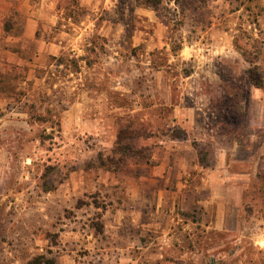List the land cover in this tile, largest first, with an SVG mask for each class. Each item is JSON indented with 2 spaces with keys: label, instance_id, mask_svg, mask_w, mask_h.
Segmentation results:
<instances>
[{
  "label": "rangeland",
  "instance_id": "rangeland-1",
  "mask_svg": "<svg viewBox=\"0 0 264 264\" xmlns=\"http://www.w3.org/2000/svg\"><path fill=\"white\" fill-rule=\"evenodd\" d=\"M149 2L152 5L148 7L143 4V0H0V77L11 79L8 86L0 83L1 87H6L5 93L0 92V117L6 109L20 110L18 113L6 114V119L0 122V236L16 238L23 231V225L17 222L23 216V207L14 205L13 200L30 185L24 178L28 176L30 182L36 179L41 182V173L49 170L47 177L57 182L65 173V170L58 169L60 154L63 151L69 152L68 156L77 154L72 141L63 138L66 132H63L62 127L53 132L51 129L44 131L48 127L46 124L35 121L28 124L29 116L25 112L28 106L17 103L19 98L16 97H23L33 87H39V83L35 84L30 77L31 73L32 76L35 74V54L42 51L46 41L59 44L53 46L55 50L65 48L68 52L66 56L71 53L69 49L84 53L93 63L91 67L83 65L79 73L67 71L57 84L66 92L73 86L75 92L79 93V101L85 102H88L87 88L98 89L96 96L93 93L90 96L88 104H91V111L88 112H95L112 123V115L123 111L115 110L111 115L113 109L109 103L130 107L137 100L134 94L125 97L122 90H110L115 86V79L112 78L125 72L123 83L131 84L133 90L143 94L141 104L153 102L168 105L156 108L149 122H145L147 129L156 132L149 143L170 135L181 140L190 139L194 133L199 144L212 145L214 161L208 167L210 183L202 186L200 192L195 191L196 186H201L203 176L201 169L191 168L195 167L194 153L187 154L185 159L192 169L191 175L183 176V183L189 186L186 190L192 187V199L196 196L208 199L198 214L203 216V223L191 226L176 224L173 231L178 219L173 221L172 213L165 214L166 218H172L165 225L168 232L172 230V237L166 236L164 239V233L157 240L155 230L149 227L144 236L151 244L150 249L162 248L170 256L187 260L183 264H238L250 260L264 264V251L254 247L252 237L241 241L236 237V171L247 173L258 164V157L261 159L259 167L263 166L264 160V131L257 130L251 138L253 130H248L246 110L255 88L248 70L253 69L255 78L264 82V0H253L249 9L246 8L240 15H236V0ZM29 7L33 14H27ZM182 9L186 14L183 26L181 18L174 16L176 10L180 12ZM122 12L125 13L124 20L135 29L132 30V40L123 45L120 43L123 31L108 27L107 23L110 14L119 15ZM25 27H30L31 37L24 36ZM226 33L229 40L233 38L235 41L234 49L238 53H232V57L227 59L215 57L208 61L207 55L219 47L218 41ZM174 34L176 37L181 36L183 49L178 50L177 56H170ZM92 42H96L97 46ZM163 56L168 60L164 69L152 71L149 68L151 61H160ZM72 58L70 56L68 59ZM251 61H255V65ZM63 70L66 71L65 68ZM127 71L131 74H127ZM191 72H195L194 77L184 80L183 76ZM135 79H145V82L140 87ZM48 86L46 84L45 88ZM106 90H110L107 94L109 102L103 94ZM186 90L193 95L184 98ZM12 93L17 94L11 98ZM154 94L155 97L152 96ZM259 94L258 102L264 104V91ZM182 97V102L186 104L194 101L204 107L197 125L186 129L179 125L173 126L171 122L174 120L171 105L180 102ZM42 100V106L45 107L48 102L44 98ZM261 108L256 107V120L264 118V107ZM56 118H59L58 115ZM91 143L92 139L87 140L85 146ZM66 166L70 167L71 164ZM243 178L245 188L240 229L246 234L256 235L264 228V207L252 205L256 196L261 195L262 198L264 194L254 191V179L250 180L249 176ZM160 220L163 219L149 218V221H159V224ZM92 225L95 232L103 233L104 226L100 221L94 219ZM129 228L136 229L131 225ZM83 229L84 226H81V234L75 232L74 240L84 235L86 231ZM66 233L64 240L68 235ZM14 240L10 239L9 242H15L20 249L21 241ZM74 240L72 236V240L66 241V245L60 249L63 252L62 261L50 256L55 259V264L56 260L57 264H78L79 254L88 253L84 244L80 248ZM81 241H84L83 237ZM237 247L241 253L236 254ZM0 263L32 264L26 260L23 249L21 254L9 256L0 249ZM152 264L162 263L154 261Z\"/></svg>",
  "mask_w": 264,
  "mask_h": 264
},
{
  "label": "crops",
  "instance_id": "crops-1",
  "mask_svg": "<svg viewBox=\"0 0 264 264\" xmlns=\"http://www.w3.org/2000/svg\"><path fill=\"white\" fill-rule=\"evenodd\" d=\"M252 1L236 0V15L243 13L246 8L248 10ZM33 13L31 7H29L27 14ZM107 23L108 27L110 26L115 30L119 28L120 31H124V26L122 25L114 26L109 21ZM25 31L24 36H32L30 27H25ZM221 37V40L218 41L219 47L215 51L213 49L212 54L207 55L208 61H212L215 57L218 59L225 57L227 59L232 57V53H238L234 49L235 41L233 42V38L229 40L227 33ZM44 43L47 44L38 53L39 55L35 54V74L32 76L31 73L30 77L35 81V84L39 83V87L35 86L26 92V97L31 100V104L35 102L38 106H42L44 103L33 100L39 92L50 95L57 90V95H62V105L60 104V106H63L60 109L62 112L59 118L53 116L55 121L46 123L48 127L45 129H51L54 132L56 129L61 130L62 127L63 132H66V134H63V138L72 141L77 154L76 156H68L69 152L65 153L64 151L60 154L61 160L58 162V169L65 170V173L64 177L57 182L52 181V183H49V177L46 176L44 178V172L39 177L41 182H37L38 179L30 182L28 176L24 178L25 181H29L30 185L20 191L17 194V198L13 200L14 205L23 207V216H21L20 220H17L18 223L23 225V231L17 234L16 238L8 237L7 235L0 236L1 251H4L5 255L9 256L21 254L23 249L26 260L29 263L34 257L40 255L52 256L62 261L63 252L60 249L66 245V241L72 240V236L73 240L76 239L75 232L80 233L81 226H84L83 231L86 232L74 241L78 242L77 246L80 248L84 244L88 253L86 255L79 254L78 264H81V261H83V264L85 261H87L86 264H152L154 261L162 264L186 263L187 260H180L175 256H170L168 251H164L162 248L161 250L158 248L150 249L151 244L149 245L144 235L151 227L155 230L157 240L164 233L163 238L166 236L172 237L170 234L172 230L168 232L165 226L171 217L166 218L165 214L172 213L173 221L176 218L178 219V222L175 221L173 231H175L176 224L184 223L191 226L192 224L203 223V216H198L197 220H193L189 213L195 209L201 211L208 199H201L198 196L192 199V187L186 190L189 186L183 183V176L191 175V170H197L198 168L201 169L203 177L201 178V186H196L194 188L195 191L200 192L202 186L205 187L210 183L209 168H203L197 162L198 157L193 142L200 143L198 138L193 133L192 138H185V140L171 135L158 138L157 141L153 140L152 143L156 144V149L152 153V163L150 164L131 163L122 170H114L103 165L101 157L103 159L108 158L115 147L120 120H122V123L135 119L144 123L149 122V117L153 116L158 108L167 107L168 105L153 102L141 104L140 100L143 94L133 90L131 84L123 83L125 72H120L115 75L116 78H112L115 79L113 80L115 86L111 87L110 90H122L125 97H130V95L134 94V99L137 100L132 102L130 107L124 104H116L115 106L109 103L111 109H113L111 115L115 110L123 112L112 115V123L107 122L108 118L104 119L95 112H88L91 106V104H88L90 96L92 93L96 96L98 92L95 87L87 88V91H85L88 96V102L79 101V93L75 92L73 86L68 92H66V89L59 87L60 85H55L53 88L49 86L45 88L48 72L54 67V59L68 52L63 47L55 50L53 46L59 45L57 43L46 41ZM120 43L123 45L122 42ZM69 50L80 61L81 69L84 67L83 65L93 66V63L88 62L89 59L84 53H76L73 49ZM38 71L42 73V77L38 76ZM128 73L130 72L127 71ZM194 75L195 72H191L183 76V78L184 80H189ZM110 90L103 92L108 102L110 97L107 94ZM260 91L263 92L264 89L254 88L252 99H250L246 109L248 112L247 127L248 130H253L250 134L252 139L257 130L264 131V118L256 120L255 117L256 107H264L263 103L259 104L258 102L260 100ZM188 95L192 96L193 93L186 90L183 97L186 98ZM75 96L76 99L74 98ZM152 96L155 97V94ZM183 97L180 98V102L171 105L174 112V120H171V122L173 126L179 125V127L186 129V127L197 125L198 117L201 115L200 112L204 111V107L194 101L192 104H186L182 102ZM55 107V103H47L42 109H55ZM8 110L10 113H18L20 111L15 108H9ZM144 112H149L150 114H144ZM6 116L1 117L0 122L5 120ZM47 116L50 115L48 114ZM186 133L188 134V132ZM91 139L93 143L85 146L86 141ZM63 143L65 142L63 141ZM181 151H183L182 154ZM191 153L195 154V167L191 166L192 169L189 168L188 161L185 160L187 159V154ZM260 160V157H258V164L252 166L247 173L236 171V228L238 226L236 237L240 241L246 237H252L254 247L259 251H264V228L256 235L246 234L245 231L240 229L241 207L244 202L245 188L244 184H242L244 181L243 177L249 176L250 180L254 179V191L264 194V160H262L263 166L259 167ZM68 164H71V166H66ZM257 205L264 207V197L261 198V195L256 196L255 203L252 206ZM153 217L162 218L163 220H160V224L158 223L159 221H149V218ZM94 219L100 221L101 225L104 226L103 233L101 231L95 232L92 225ZM129 225L135 227L136 229H133L136 231L130 229ZM64 232L68 234L67 237L65 236L66 240H64ZM81 237H83L84 241H81ZM12 238L16 241H21L20 249L17 248L18 245H15V242H9L10 239L13 240ZM237 248L236 254L237 252L241 253V249ZM171 258L174 259L172 260ZM172 261L174 263H171ZM238 264L263 263L250 260L246 263L239 262Z\"/></svg>",
  "mask_w": 264,
  "mask_h": 264
},
{
  "label": "trees",
  "instance_id": "trees-1",
  "mask_svg": "<svg viewBox=\"0 0 264 264\" xmlns=\"http://www.w3.org/2000/svg\"><path fill=\"white\" fill-rule=\"evenodd\" d=\"M143 4L146 6H150L152 5L149 0H143ZM118 16V17H115ZM174 16L181 18V23H183L186 19V14L185 11L182 9L180 12L179 10H176V12H174ZM181 16V17H180ZM70 17V16H68ZM125 18V13L122 12L119 15L116 13L114 14H110V17H108V21L110 23H112L114 26H119L122 25L124 26V31H123V35L121 36L120 41H122V43L124 42H129L132 40V30L135 31V29H133L131 27V24H129V22L124 20ZM179 21V20H178ZM184 23L181 25L183 26ZM180 30V28H179ZM93 45H95V47L97 46L96 42H92ZM172 53H169L170 56L174 55L177 56V52L178 50L180 51L182 49V38L181 36H175V34L172 36ZM176 47V48H175ZM177 50V51H176ZM70 54V55H69ZM67 56L65 54H63L61 57L59 58H55L54 59V67L49 70L48 72V79L46 80L47 84H49L50 88H53L55 85L58 84V82L64 77L66 76V72L67 71H73L74 73H78L81 70V67L79 65V60L75 58V56H73V54L69 53ZM72 56V60H69L68 58ZM168 57V55H167ZM167 57L164 56L160 59V61L157 60H152L151 64L149 66V68L152 71L155 72H160L162 69H164L165 65L168 63ZM89 63H92L91 61H88ZM252 64L255 65V61H251ZM64 66L62 69L61 67ZM66 69V71H64L63 69ZM131 72V70H130ZM39 77H42V73L41 72H37ZM188 75V74H187ZM248 75L250 77V79L252 80V84L259 89H264V82L262 80H258L257 78H255V75L253 73V69H249L248 70ZM0 83L7 85L11 83V79L7 78L5 76L0 77ZM10 81V82H9ZM134 81H138L137 84L141 87L142 83L145 82L144 80H134ZM144 81V82H143ZM6 91V87L4 86H0V92L5 93ZM57 90H55L52 94L48 95L47 93H42L39 92L38 95H36L37 97L35 99H33L36 102H44L42 99H46V101L48 103L54 104L55 103V109L57 108L58 110L55 109H45L43 110L42 107L43 106H38L35 102H32V104L30 103L31 100H29L26 96V94H23V97H16L19 98L17 100V103L19 104H24V106H28L27 110L25 111L28 116H29V121L28 123L31 122H38L43 124L48 123L49 121H55L53 120V116L60 115V113L62 112L60 109L63 106H60L61 104V97L62 95H57ZM17 93H12L11 94V98H13V96H15ZM60 98V99H59ZM58 103V105H57ZM62 105V104H61ZM59 107V108H58ZM5 114H2L1 117H4L6 114L10 113V111L8 109L5 110L4 112ZM46 114V115H45ZM50 116H47V115ZM0 117V118H1ZM147 124L144 122H141L138 119L135 120H129L127 123H122V120L119 121V127H118V134H117V140L115 143V147L112 150L111 155H109L108 158H102L101 157V163H103V165L108 166L109 168H113L114 170H122L124 168H126L128 165H130L131 163H146V164H150L152 163V153L153 151L156 149V144L152 143L153 141L149 140L151 138H154L156 136V132L153 129H147ZM46 131V129L44 130ZM42 137V135H41ZM50 137V136H49ZM52 138V137H50ZM194 147L196 149L197 152V162L198 164L203 167V168H208L211 167L213 165V161H214V155L212 153L213 149H212V145L210 144H199V143H195ZM49 170H46L45 174H44V178L48 175ZM54 182V181H53ZM49 183H52V181L50 180ZM51 187V186H50ZM200 213L199 210L195 209L194 211L189 213V216L193 219V220H197L198 219V214ZM187 216V214H186ZM36 262V263H34ZM38 262H41L39 264H55V259L53 260V258L51 259L50 256L47 255H40V256H36L31 260L32 264H38Z\"/></svg>",
  "mask_w": 264,
  "mask_h": 264
}]
</instances>
